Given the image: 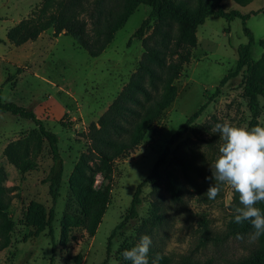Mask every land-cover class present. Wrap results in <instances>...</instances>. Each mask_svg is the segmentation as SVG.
<instances>
[{
    "label": "rangeland",
    "instance_id": "obj_1",
    "mask_svg": "<svg viewBox=\"0 0 264 264\" xmlns=\"http://www.w3.org/2000/svg\"><path fill=\"white\" fill-rule=\"evenodd\" d=\"M39 1L0 0V95L3 102L32 109L58 139L63 171L51 222L54 245L52 250L46 230L33 237V228L22 223V214L29 202L41 204L46 211L50 207L47 184H42L50 166L46 144L35 159L34 170L20 173L7 162L3 151L7 144L32 132L34 126L29 121L0 113V168L5 173L3 186L13 188L7 213L14 223L10 245L0 251V264H101L106 257L107 238L127 213L136 185L148 175L170 136L211 96L220 79L234 70L236 49L246 44L247 38L239 19L226 22L221 18H205L196 29V46L190 51L189 62L173 82L172 103L150 125L133 152L111 164L109 202L94 236L89 238L83 230L71 229L66 244L61 247L57 243L58 225L68 197L67 177L78 156L87 148L84 134L136 68L142 53L141 38H131V35L141 24L143 37L149 35L156 15L149 7L138 6L96 58H90L67 36L52 37L50 30L33 42L18 47L9 44L6 31L26 18ZM221 7L224 11L248 15L244 25L253 38L250 57L257 61L264 50V0H251L243 7L223 0ZM259 41L263 43L261 46ZM224 121L247 128L249 112L239 76L220 88L186 133L170 147L173 151L179 145L160 168L161 175L172 166L178 172L174 155H179L191 167L187 171L189 182L179 175L183 191L180 202L172 201L162 187L158 190L160 218L149 233L151 248L172 264H230L248 256L255 247V240L235 233L231 224L235 205L233 189L221 185L215 200L204 196L214 182L205 178L211 176L209 165L218 154L219 134L211 129ZM60 123L68 126L62 128ZM201 125L206 128L201 129ZM256 126L264 127L262 99H259ZM94 179L97 188L101 178L96 175ZM140 199L137 218L124 222L112 238L110 257L105 264H122L125 260L121 253L139 242L138 228L151 213L149 186L143 187Z\"/></svg>",
    "mask_w": 264,
    "mask_h": 264
},
{
    "label": "trees",
    "instance_id": "obj_2",
    "mask_svg": "<svg viewBox=\"0 0 264 264\" xmlns=\"http://www.w3.org/2000/svg\"><path fill=\"white\" fill-rule=\"evenodd\" d=\"M222 1L40 0L26 18L6 31V41L18 47L35 41L42 33L50 30L52 37L67 36L90 58H96L138 6H147L156 15V21L149 35L143 37V24L131 35V38H141L142 53L136 68L96 122L88 125L84 134L87 148L78 156L67 177L68 197L58 225L59 246L63 247L66 244L71 229H81L89 238L94 236L109 202L111 164L132 153L150 125L172 103L175 98L173 82L179 76L183 66L188 64L190 51L196 46V29L207 17L221 18L226 22L239 19L247 42L236 49L234 70L220 79L211 96L170 136L148 175L136 185L127 213L107 238L106 257L101 264H105L110 257L111 240L123 228L124 222L137 218L143 187H150L151 213L149 219L143 220L139 226L137 239L144 234L150 235L156 219L160 218L158 217L160 211L158 190L161 187L172 201L180 202L183 191L179 175L185 182H189L190 177L187 171L191 168L190 165L179 155H174L179 166L178 172H176V166H172L163 171L162 176L160 168L164 166L165 159L171 156L179 145H175L173 151H170V147L186 133L189 126L201 115L208 103L219 94L220 88L228 80L240 77L242 96L246 100L249 112L247 128L256 127L259 99L264 101V50L257 61L251 59L250 47L253 45V38L244 25L248 15H241L234 10L224 11L221 7ZM231 1L243 7L251 0ZM262 44V41H259V45ZM0 113L29 121L34 126L32 132L7 144L3 151L7 162L20 173L34 170L35 159L43 144H46L50 166L42 184H47L50 207L46 211L41 204L29 202L22 214V223L25 227L33 228V237H37L46 230L53 250L54 237L51 222L53 208L59 197L63 171V161L57 145L58 139L44 127L43 122L34 115L32 109L11 102H3L1 95ZM60 126L66 128L68 124L60 123ZM200 128L205 129L206 125H201ZM96 175L101 178L97 188L94 186ZM4 181L5 173L0 168V251L9 247L10 234L14 228V223L7 213L13 198V188L4 187ZM233 194L235 208L240 206L239 193L234 191ZM256 206L264 211V203ZM231 224L237 234L249 236L253 232L249 222L235 223L234 214ZM255 241V247L248 256L230 264H264V235ZM133 246L135 245H131L129 249ZM157 254L160 257L157 264H172L166 256L152 248L149 252V264H152ZM78 258L77 255L76 259ZM122 264H131V262L125 260ZM180 264L210 263L182 262Z\"/></svg>",
    "mask_w": 264,
    "mask_h": 264
},
{
    "label": "clouds",
    "instance_id": "obj_3",
    "mask_svg": "<svg viewBox=\"0 0 264 264\" xmlns=\"http://www.w3.org/2000/svg\"><path fill=\"white\" fill-rule=\"evenodd\" d=\"M212 132L218 133V154L209 165L211 176L206 180L214 181L204 196L215 200L221 185L231 187L239 193L240 206L234 208V222H249L253 232L252 240L264 235V211L256 205L264 203V127L245 128L234 126L228 121L216 123ZM238 238H242L238 235ZM152 239L144 234L131 249L124 250L121 256L131 264H149ZM159 255L152 260L157 264Z\"/></svg>",
    "mask_w": 264,
    "mask_h": 264
}]
</instances>
